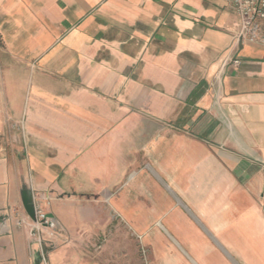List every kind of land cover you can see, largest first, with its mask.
<instances>
[{
    "label": "crops",
    "instance_id": "0c3cea01",
    "mask_svg": "<svg viewBox=\"0 0 264 264\" xmlns=\"http://www.w3.org/2000/svg\"><path fill=\"white\" fill-rule=\"evenodd\" d=\"M241 26L227 0H0V264H46L25 202L48 264L82 231L107 239L77 264H127L126 234L133 264H264V44Z\"/></svg>",
    "mask_w": 264,
    "mask_h": 264
},
{
    "label": "built area",
    "instance_id": "2783aa9c",
    "mask_svg": "<svg viewBox=\"0 0 264 264\" xmlns=\"http://www.w3.org/2000/svg\"><path fill=\"white\" fill-rule=\"evenodd\" d=\"M241 18V32L237 38L240 44L254 43L264 44V0H227ZM236 64L239 60L235 61ZM35 220L32 227V236L40 246L45 262V240L43 232L51 226V220L47 213L35 206Z\"/></svg>",
    "mask_w": 264,
    "mask_h": 264
},
{
    "label": "rangeland",
    "instance_id": "374dc122",
    "mask_svg": "<svg viewBox=\"0 0 264 264\" xmlns=\"http://www.w3.org/2000/svg\"><path fill=\"white\" fill-rule=\"evenodd\" d=\"M90 219V218H89ZM82 234L80 235L81 239L77 241V245L75 246V252L77 253V259L76 257H71V255H68V257H65L61 264H77V261H83L86 259V256L90 255L92 253V258H94L95 261H99L101 259V248L103 243H105V239H107V234L104 233H95L94 241L93 239H87V233L82 231ZM87 234V235H86ZM86 237V240H85ZM45 240V239H44ZM134 242L135 237L133 234H126L125 235V255L127 256L128 260L126 261L127 264H133V251H134ZM142 258V263L144 264L145 256L144 253H140ZM47 257V256H46ZM48 264V260L46 262ZM50 264V263H49ZM81 264V263H78ZM146 264V263H145Z\"/></svg>",
    "mask_w": 264,
    "mask_h": 264
},
{
    "label": "water",
    "instance_id": "95a60500",
    "mask_svg": "<svg viewBox=\"0 0 264 264\" xmlns=\"http://www.w3.org/2000/svg\"><path fill=\"white\" fill-rule=\"evenodd\" d=\"M25 204H26V208L28 212L30 213L31 217L35 219L34 209L31 207V205L29 206L27 202H25Z\"/></svg>",
    "mask_w": 264,
    "mask_h": 264
}]
</instances>
